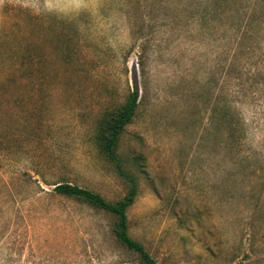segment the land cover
Wrapping results in <instances>:
<instances>
[{"label": "rangeland", "instance_id": "obj_1", "mask_svg": "<svg viewBox=\"0 0 264 264\" xmlns=\"http://www.w3.org/2000/svg\"><path fill=\"white\" fill-rule=\"evenodd\" d=\"M216 1L0 0V264H142L112 216L54 192L123 199L100 123L136 88L118 148L131 237L157 264H264V81L239 100L234 166L210 123L230 94L233 5Z\"/></svg>", "mask_w": 264, "mask_h": 264}, {"label": "trees", "instance_id": "obj_2", "mask_svg": "<svg viewBox=\"0 0 264 264\" xmlns=\"http://www.w3.org/2000/svg\"><path fill=\"white\" fill-rule=\"evenodd\" d=\"M231 3L233 8L227 11L232 19L229 28L232 38L229 64L230 94L227 99H223L222 95L218 96L211 110L210 123L225 129L231 162L237 166L247 160L243 151L248 143V130L239 103L245 98H250L255 85L264 81V73L259 66L264 64V0H232ZM216 5H219L218 0ZM242 98L244 99L239 102ZM140 105V94L136 88L124 105L104 116L100 123L99 140L103 154L114 164L128 186L123 199L110 202L90 190L62 183L56 185L54 192L58 196L83 201L112 216L115 220L113 233L117 241L126 249L138 254L142 264H157L145 246L130 235L128 211L137 199L139 185L136 177L123 167V160L118 153L121 137L127 126L132 124ZM258 173V170H255V175ZM259 198H264V189L261 190Z\"/></svg>", "mask_w": 264, "mask_h": 264}]
</instances>
